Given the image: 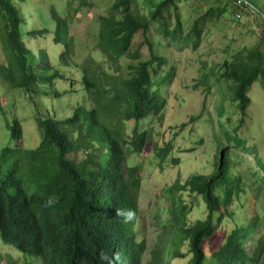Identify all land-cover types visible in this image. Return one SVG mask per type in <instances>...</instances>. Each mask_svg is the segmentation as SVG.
<instances>
[{
  "label": "trees",
  "instance_id": "obj_1",
  "mask_svg": "<svg viewBox=\"0 0 264 264\" xmlns=\"http://www.w3.org/2000/svg\"><path fill=\"white\" fill-rule=\"evenodd\" d=\"M24 1L0 0L2 39L9 58V64L0 67V80L23 92L36 109L42 143L34 151L26 149L21 119L11 106L9 146L0 150V240L28 257L24 264H35V260L41 264H140L146 250L136 230L142 167L130 160L153 143L150 133L141 131L140 126L164 114L167 106L162 88L155 87L157 69L165 66L167 59L158 55L148 34L153 24H158L169 41L181 46L193 42L197 48L203 41L200 21L184 34L179 4L187 0H144V9L140 0H106L110 6L98 17L97 43L91 50L88 46L89 53L84 56L77 53L75 35L68 36L69 31L65 35L68 23L61 15L52 20L42 11H34L41 24L37 30L34 15L24 14L23 7H18ZM224 1L210 7L202 19L215 21L240 9L237 0ZM248 1L257 7L250 14H260L264 21V0ZM25 17L33 26L29 31ZM140 33L144 35L142 43L137 40ZM42 39L54 43L50 58L43 56L38 46L30 45ZM63 40L67 46L61 51ZM145 47L151 59L142 61ZM263 47L264 34L254 48L225 60L220 76L211 74L219 87L218 116L235 133L244 126V119L238 123L232 118L236 103L246 114L251 87L260 80L264 84ZM62 54L69 55L65 65L60 60ZM34 56L40 65L34 64ZM168 77L172 83V71ZM223 84L230 95L228 107L224 105ZM67 94L80 98L69 105V116L62 117L56 109L68 102L63 98ZM0 112L7 117L1 106ZM129 123L137 126L131 137L126 135ZM236 137L231 133L226 136L228 142ZM155 147L160 162H166L171 145L162 147L158 142ZM74 154L84 159H69ZM256 160L261 167L260 158L256 156ZM237 165L223 149L212 173H194L169 187L171 230L176 232L171 244L187 242L188 264H264V197L245 211L238 209L244 186ZM260 178L256 194L264 190V176ZM182 192L202 197L204 220L187 225L191 211ZM50 198L55 203L47 206ZM229 221L234 222V228L207 255L208 240ZM252 234L258 239L249 253L246 245ZM170 254L181 257L172 247ZM2 260L0 256V264ZM152 263L171 264L163 252H155Z\"/></svg>",
  "mask_w": 264,
  "mask_h": 264
},
{
  "label": "rangeland",
  "instance_id": "obj_2",
  "mask_svg": "<svg viewBox=\"0 0 264 264\" xmlns=\"http://www.w3.org/2000/svg\"><path fill=\"white\" fill-rule=\"evenodd\" d=\"M157 2L161 0H156ZM84 2L87 4L85 5ZM225 2L224 0H187L179 4V12L184 22L185 35L192 31L196 20L202 29V42L195 48L193 42L186 45H177L163 35L158 24H153L150 39L157 46L159 56H165L167 64L158 68V76H155V87L162 88L163 97L167 100L164 114L153 117L147 125L140 126V130L150 133L153 143L147 144L143 152L135 154L130 164H139L141 186L139 189L138 211L139 217L136 230L140 240L145 242L146 250L142 255L140 264L152 263L155 252H163L166 262L171 264H188L191 255L187 242L182 245H172V239H176V232L171 230L169 187L177 181L184 182L194 173L210 174L214 171L215 162L223 149L229 152L232 161L238 162V169L244 186V193L236 203L241 211H245L251 203L263 201L264 190L256 194L255 186L261 182L260 176H264V84L262 80L257 82L249 92L251 104L244 114L236 103L234 116L235 122L240 123L244 119V126L238 132H234L231 126L224 124V118H219L217 105L220 102L219 87L215 76L221 75V65L227 59H232L244 49H252L262 40L264 21L259 14L253 17L250 13L257 10L252 4L251 10L244 8L235 12L230 10L213 21L202 19L205 12L212 6ZM141 7L145 8L144 0H140ZM110 1L106 0H25L18 4L24 10V14L34 15V24L37 30L41 24L34 11H42L44 16L54 19L62 16L67 21L64 25V33L74 36L78 46L77 53L85 54L93 49L97 43L98 17L106 14ZM250 6V5H248ZM81 9V13L77 11ZM249 11V12H248ZM254 12V11H253ZM239 13V15L237 14ZM261 13V11L259 12ZM175 14V12H174ZM255 15V14H254ZM44 17V18H45ZM173 15V22L175 23ZM26 30L33 26L27 17ZM140 43L144 41V35L137 37ZM31 46L47 55L52 56L53 41L41 40L30 42ZM80 45L84 48L79 49ZM2 39L0 25V67L9 64L8 52ZM67 46L65 40L61 43V51ZM264 52V47L262 48ZM69 55H60L63 65L68 63ZM46 57V56H45ZM142 61L151 59L150 51L145 47L141 51ZM47 59V57H46ZM34 64L40 65V61L34 56ZM129 64V63H128ZM138 63H135V65ZM172 71L173 82L170 83L168 73ZM127 74V70L125 71ZM153 73V72H152ZM209 79H205L207 76ZM206 80H209L207 84ZM162 81H165L162 87ZM58 81L56 82V85ZM60 84V89H63ZM154 87V88H155ZM80 88V87H79ZM210 89L211 91H208ZM226 94L225 107L230 104V95L225 84L221 87ZM53 97L55 95H52ZM68 100L62 103V108H57V114L67 117L70 114L69 105L80 98L77 94H67L63 97ZM229 99V100H227ZM56 103V101H54ZM0 106L7 113L4 117L0 112V150L9 146V129L13 111L21 119L25 132V146L28 151L38 149L42 143V132L36 118V109L31 105L23 92L14 90L8 84L0 80ZM9 117V118H8ZM183 126H186L183 128ZM137 126L134 123L127 124L126 135L132 136ZM231 133L237 136L228 142L226 136ZM130 141V140H129ZM162 147L171 145L166 162L161 163L155 151L156 143ZM228 148H226V147ZM246 148V149H244ZM260 158L263 164L256 160ZM69 159L76 162L84 158L81 154H74ZM181 197L185 205L190 206V214L186 217L187 225H193L198 220L206 217V208L202 197L190 192H182ZM234 228V222H226L206 244L207 255H211L224 241L225 236ZM257 237L252 234L246 245L250 253L256 245ZM177 251L181 257L170 254V248ZM1 264H24L28 257H23L15 248L5 246L0 240ZM210 261V259L208 260ZM35 264H41L35 260Z\"/></svg>",
  "mask_w": 264,
  "mask_h": 264
},
{
  "label": "built area",
  "instance_id": "obj_3",
  "mask_svg": "<svg viewBox=\"0 0 264 264\" xmlns=\"http://www.w3.org/2000/svg\"><path fill=\"white\" fill-rule=\"evenodd\" d=\"M237 4L238 6H240V9L244 8V9H247V10H251V6H253L248 0H237ZM250 5V6H248ZM252 11H256V10H253ZM239 15V13H237Z\"/></svg>",
  "mask_w": 264,
  "mask_h": 264
},
{
  "label": "clouds",
  "instance_id": "obj_4",
  "mask_svg": "<svg viewBox=\"0 0 264 264\" xmlns=\"http://www.w3.org/2000/svg\"><path fill=\"white\" fill-rule=\"evenodd\" d=\"M54 203H55V201L51 198L46 201L47 206H52Z\"/></svg>",
  "mask_w": 264,
  "mask_h": 264
}]
</instances>
